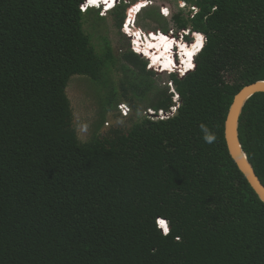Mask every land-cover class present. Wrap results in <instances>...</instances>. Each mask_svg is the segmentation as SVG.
Returning <instances> with one entry per match:
<instances>
[{"label": "trees", "instance_id": "trees-1", "mask_svg": "<svg viewBox=\"0 0 264 264\" xmlns=\"http://www.w3.org/2000/svg\"><path fill=\"white\" fill-rule=\"evenodd\" d=\"M83 1L0 0V264H264V202L224 140L233 95L264 79V0H183L197 11L179 9L175 28L206 41L193 70L169 75L174 112L118 111L127 124L104 131L119 102L134 113L175 103L128 42L116 54L102 36L96 48L84 24L103 17ZM126 9L109 11L120 36ZM75 75L101 91L86 140L66 92ZM238 131L264 184V92Z\"/></svg>", "mask_w": 264, "mask_h": 264}, {"label": "rangeland", "instance_id": "rangeland-1", "mask_svg": "<svg viewBox=\"0 0 264 264\" xmlns=\"http://www.w3.org/2000/svg\"><path fill=\"white\" fill-rule=\"evenodd\" d=\"M129 1L134 3L137 0H129ZM160 4L168 7L167 17L163 18V16L161 17L159 15L160 14L159 7L161 6ZM142 5L143 4H138L136 2L134 7L132 8L130 7L132 9V14L130 13L126 14L124 18L125 20L124 22L126 23L123 28L131 35L130 37L133 38L132 41H133L134 49L136 51H138V45L141 42L142 38L147 37L148 35L147 31L142 32L143 29L156 30V29H161L162 27L163 28L165 27L167 30L174 29L175 26L172 21V15L176 13L179 9H182V7H183L182 10L184 12H187L189 9V5L186 4V2H184L183 0H154L153 4L148 5L141 9ZM140 9L141 11L136 14V12H138V10ZM151 10L153 15L152 16L147 15V13L151 14ZM100 13L101 12L99 11L98 14L102 16L101 15L102 13L101 14ZM102 17L103 18H97L94 15V13H90L89 17L87 18V22L84 24V30L91 36V40L95 44L97 49L101 47L100 43L102 42V36H106L111 42L113 52L117 54L121 47V46L119 47V45L121 44L126 46V42H128L129 44V41L125 36L124 32H122L121 30H120L121 36L119 35L117 29L113 25L114 23L113 17L111 16L109 11L105 13V16ZM132 17H135V20L133 19L134 24L129 23L130 21L131 22L133 21L130 19ZM139 27L142 29L139 30ZM151 34L154 43L157 42V39L160 41L161 39L164 38V33L161 32V30L159 33L157 31H151ZM170 35L173 36V34ZM167 41L170 43V40ZM159 64L160 66L163 67L165 64H168V61H166V63H159ZM155 72L156 74L152 76V79H154V85L160 89H165L167 93L172 92V96H174L173 102L177 105L179 101V97L177 95H174L175 89L173 83H170L169 75L163 72L162 73L157 71ZM90 82L91 81H88L85 78H79L77 77V75H75L71 77V80L69 81L68 86L66 88V92L72 106L73 123L76 127L78 137L81 140L88 139L93 133L92 125L97 122H100L102 119V115H101L102 111L98 104V98H100L98 95H100L101 91H99V88H97V86L92 85L91 84L92 82L91 83ZM147 102L148 101H145L142 104H140L141 110L136 111L135 113L130 108V111L125 117L137 118L138 116L145 115L150 118H156L155 116H151V115L149 116L147 114L149 111L153 110L152 108L144 107V105ZM119 103H123V102H119ZM118 104H117V109H118ZM118 111L119 110H112L106 113L104 119L105 121L101 126L100 131L101 130L104 131L110 125L127 124L126 119L118 120L116 118L115 115L119 113Z\"/></svg>", "mask_w": 264, "mask_h": 264}, {"label": "water", "instance_id": "water-1", "mask_svg": "<svg viewBox=\"0 0 264 264\" xmlns=\"http://www.w3.org/2000/svg\"><path fill=\"white\" fill-rule=\"evenodd\" d=\"M193 68H195V64H193ZM148 69L160 72L156 68ZM258 92H264V79L255 80L243 85L233 95L224 120V140L227 151L237 168L244 175L258 198L264 202V184L255 173L252 164L247 158L246 152L242 148L238 131L239 117L243 106L252 95Z\"/></svg>", "mask_w": 264, "mask_h": 264}, {"label": "bare ground", "instance_id": "bare-ground-1", "mask_svg": "<svg viewBox=\"0 0 264 264\" xmlns=\"http://www.w3.org/2000/svg\"><path fill=\"white\" fill-rule=\"evenodd\" d=\"M98 1L99 2L101 1L102 4L106 5V9L109 8L111 6L112 2H113V0H94V2H92L90 4L92 6H94V7H96V5L99 4ZM136 2L138 4H143L141 6V9L147 6L145 3H141L142 1L137 0ZM136 2L132 3L131 8L135 6V3ZM141 9L138 10V12H136V14L139 13L141 11ZM130 11H131V9L128 10V13H130ZM130 19L131 20H133V19L135 20V17H132ZM129 23H131V21ZM141 29L142 28L139 27V30H141ZM149 31L151 32L153 30H149ZM149 31H147V32H149ZM142 32H146V30L143 29ZM142 35H144V34H142ZM170 36H171L170 43L167 40H164V39H161L160 41L157 39V42L154 43V40L152 38V34L151 33L149 34V37L150 38L149 37H146V40L149 41V42H151L152 43V46L154 47V50L152 49L151 50V53H153V57H154V60H156L157 67H155V66H153V67L158 68V69L159 68L165 69V67H167L168 70L179 69L180 72L185 71V70H190L191 68H189L188 65L190 63L192 64L191 59H193L196 51L201 46V44H202L203 41H200L199 44H198L197 43V36L198 35H196L195 36V39L192 40V43L191 44H186L185 45L183 43L181 44V43H178L177 42L178 43L179 51L183 55L182 56V62L181 63H178L177 61H174V59L172 57V50H170V45H173L174 42H176V41L174 40V37L172 35H170ZM132 43H133V41H132ZM194 44H197V48H195V49H193V47H192V45H194ZM145 46H146L145 43H142L141 47L145 48ZM133 48H134V45H133ZM190 52L192 53V56L191 57H189V55H188V53H190ZM148 60L150 61V59H148ZM166 61H168V64H165L163 67L160 66L159 63H166ZM150 63H151V61H150ZM175 63H177V65H175Z\"/></svg>", "mask_w": 264, "mask_h": 264}, {"label": "clouds", "instance_id": "clouds-1", "mask_svg": "<svg viewBox=\"0 0 264 264\" xmlns=\"http://www.w3.org/2000/svg\"><path fill=\"white\" fill-rule=\"evenodd\" d=\"M85 1V0H84ZM83 3V2H82ZM119 2H112V4H111V6L109 7V8H107L106 9V5H103L101 2L98 4V6L96 5V7H94V6H92L93 8H95V9H99L100 10V12L102 13H100L102 16H105V13H107L108 11H110L111 9H113L117 4H118ZM90 8V7H89ZM107 10V11H106ZM103 11H106V12H103ZM124 22V21H123ZM121 27H122V24H121ZM161 30V29H160ZM180 29H178V30H175V32L177 33L178 31H179ZM121 31L123 32V30L121 29ZM161 31H163V30H161ZM168 31V30H167ZM167 31H163V32H167ZM196 35H200L201 37H203V39H202V44H201V46L198 48V50L196 51V53H195V55H194V57H193V59H191V61H192V65L193 64H195V61H194V59H195V57H196V55L200 52V50L202 49V47H203V45H204V43H205V41H206V38H205V35L203 34V33H201V32H197V31H193V30H191L190 28H189V32L188 33H186L185 34V36H184V39H183V44H191L192 43V40L193 39H195V36ZM126 36V35H125ZM176 37H178V35H176ZM128 39V41H129V48L133 51V52H135V53H137L138 55H141V57L142 58H144L145 60H146V67L147 68H154L155 69V67H153V66H151V63H150V61L148 60V57H146L144 54H141L140 52H137V51H135L132 47H130V45L132 44V42H131V40L129 39V38H127ZM179 40H177L176 42H174V44L173 45H170V50H172V57H173V59H174V61H177L178 63H181L182 62V53H180V51H179V48H178V42ZM181 41H179V43H180ZM157 70H159L161 73L163 72V73H175V74H177V76L178 77H182L185 73H186V71L188 72V71H190V70H193L194 68L193 67H191V69L190 70H185V71H182V72H180V70L179 69H172V70H168V69H163V68H156ZM154 71V70H153ZM155 72V71H154ZM182 73V74H181ZM171 83V82H170ZM172 93V92H171ZM174 95H177L178 96V94H177V92L176 91H174ZM174 96H172V98H173ZM175 106H176V104L174 105V109L172 110L173 112H174V110H175ZM170 109V108H169ZM172 112V113H173ZM205 139H206V141L207 142H212L213 141V139H214V137L212 136V135H206L205 136ZM161 220H163L164 221V225L162 226L159 222L161 221ZM157 226H158V228L159 229H161L164 233H166V231L164 230L165 229V227L167 228V230H168V224H167V221L165 220V219H161V218H159V219H157Z\"/></svg>", "mask_w": 264, "mask_h": 264}, {"label": "built area", "instance_id": "built-area-1", "mask_svg": "<svg viewBox=\"0 0 264 264\" xmlns=\"http://www.w3.org/2000/svg\"><path fill=\"white\" fill-rule=\"evenodd\" d=\"M89 0H85V1H83V3H81V5L79 6V8H80V10L81 11H86L89 7H92V5L88 2ZM124 2V3H126V2H131V1H129V0H113V2ZM139 1H142L141 3H145L147 6L148 5H151V4H153L154 3V0H139ZM99 2V1H98ZM97 2V3H98ZM101 2V1H100ZM99 2V3H100ZM132 3V2H131ZM104 5V4H103ZM161 5V4H160ZM97 6H98V4H97ZM132 6V4L128 7L127 6V8L128 9H126V14H128V10H130L131 7ZM193 9H194V12H196L197 11V9H196V7H192ZM107 11V10H106ZM106 11H103V12H106ZM102 12V11H101ZM193 12V13H194ZM160 14L162 15V16H164V17H167L168 16V7H166V6H164V5H161L160 6ZM193 15V14H192ZM191 15V16H192ZM125 21V20H124ZM124 24H125V22H123L122 23V30H123V32H124V34L126 35V37L127 38H129L130 40H131V42H132V37H130L131 35L123 28L124 27ZM131 24H134V20L131 22ZM146 31H149V30H146ZM153 31H157V32H159L160 31V29H156V30H153ZM163 32V31H162ZM189 32V29L188 28H182V29H180L177 33L175 32V29H169L167 32H163V33H165V35H170V34H173V37H174V39L175 40H179V41H181V43H184L183 42V39H184V36H185V34L186 33H188ZM151 32L149 31L148 32V34H150ZM176 35H178V37H176ZM130 47H132L133 48V43L130 45ZM134 49V48H133ZM135 50V49H134ZM136 51V50H135ZM138 52V51H137ZM174 109V106H171L170 107V109L168 110V111H165V110H163V109H159V110H157V111H154V110H151V109H149V110H151V111H149L147 114L150 116H155L156 118H166V117H168L169 115H171L172 114V110ZM118 110H119V112H121V114L122 115H127L128 114V112L130 111V108H129V106L127 105V104H125V103H119L118 104ZM158 116V117H157Z\"/></svg>", "mask_w": 264, "mask_h": 264}, {"label": "flooded vegetation", "instance_id": "flooded-vegetation-1", "mask_svg": "<svg viewBox=\"0 0 264 264\" xmlns=\"http://www.w3.org/2000/svg\"><path fill=\"white\" fill-rule=\"evenodd\" d=\"M127 3V6H129V5H131V2H126ZM189 5V9H188V11L189 10H194L192 7H195V6H190V4H188ZM182 9H183V7H182ZM181 9V10H182ZM159 11H160V7H159ZM194 12V11H193ZM130 14H132V9H131V11H130ZM161 15V14H160ZM162 16V15H161ZM164 17V16H163ZM174 29H176V28H174ZM176 30H178V29H176ZM148 33V32H147ZM147 37H149V34L147 35ZM150 38V37H149ZM151 40V39H150ZM142 43H145V48H143V47H141V45H142ZM154 50V47L152 46V43L151 42H149V41H147L146 40V37H143L142 38V40H141V42L139 43V45H138V52H140L141 54H144L146 57H148V59H150V61H151V66H155V67H157V63H156V60H154V57H153V53H151V50ZM175 65H177V63H175ZM165 69H167V67H165ZM161 73V72H160ZM166 74H168V75H171V74H175V73H166ZM175 75H177V74H175ZM170 77V76H169Z\"/></svg>", "mask_w": 264, "mask_h": 264}, {"label": "snow or ice", "instance_id": "snow-or-ice-1", "mask_svg": "<svg viewBox=\"0 0 264 264\" xmlns=\"http://www.w3.org/2000/svg\"><path fill=\"white\" fill-rule=\"evenodd\" d=\"M92 2H94V0H89V3H92ZM202 39H203V37H201V36L198 35V36H197V43L199 44V42L202 41ZM192 47H193V49L197 48V44L192 45ZM188 55H189V57H191V56H192V53L190 52V53H188ZM188 67L191 68V67H193V65L190 63V64L188 65ZM181 74H182V73H181ZM159 223H160L162 226L164 225V221H163V220H161ZM164 230L167 231V228L165 227Z\"/></svg>", "mask_w": 264, "mask_h": 264}, {"label": "crops", "instance_id": "crops-1", "mask_svg": "<svg viewBox=\"0 0 264 264\" xmlns=\"http://www.w3.org/2000/svg\"><path fill=\"white\" fill-rule=\"evenodd\" d=\"M164 40H171V36L170 35H165V33H164V38H163Z\"/></svg>", "mask_w": 264, "mask_h": 264}]
</instances>
